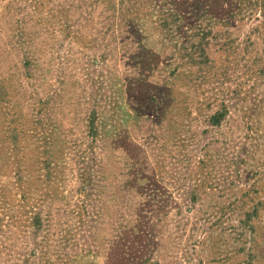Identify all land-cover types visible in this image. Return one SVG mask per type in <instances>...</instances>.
<instances>
[{
  "label": "rangeland",
  "instance_id": "rangeland-1",
  "mask_svg": "<svg viewBox=\"0 0 264 264\" xmlns=\"http://www.w3.org/2000/svg\"><path fill=\"white\" fill-rule=\"evenodd\" d=\"M0 264H264V0H0Z\"/></svg>",
  "mask_w": 264,
  "mask_h": 264
}]
</instances>
